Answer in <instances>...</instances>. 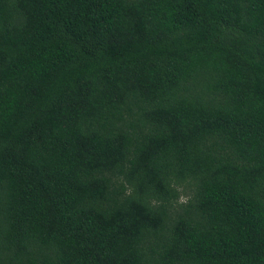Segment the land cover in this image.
<instances>
[{
  "label": "trees",
  "instance_id": "16d2710c",
  "mask_svg": "<svg viewBox=\"0 0 264 264\" xmlns=\"http://www.w3.org/2000/svg\"><path fill=\"white\" fill-rule=\"evenodd\" d=\"M0 264H264V0H0Z\"/></svg>",
  "mask_w": 264,
  "mask_h": 264
}]
</instances>
